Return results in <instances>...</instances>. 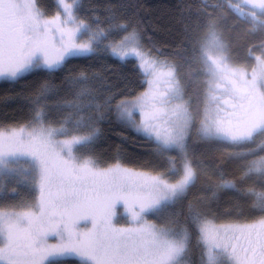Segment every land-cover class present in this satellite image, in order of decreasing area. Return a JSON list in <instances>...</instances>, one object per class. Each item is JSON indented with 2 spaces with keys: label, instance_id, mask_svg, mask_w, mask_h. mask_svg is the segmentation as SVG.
Returning <instances> with one entry per match:
<instances>
[{
  "label": "snow or ice",
  "instance_id": "6c2138e0",
  "mask_svg": "<svg viewBox=\"0 0 264 264\" xmlns=\"http://www.w3.org/2000/svg\"><path fill=\"white\" fill-rule=\"evenodd\" d=\"M150 9L0 0V264H264V0Z\"/></svg>",
  "mask_w": 264,
  "mask_h": 264
},
{
  "label": "trees",
  "instance_id": "16d2710c",
  "mask_svg": "<svg viewBox=\"0 0 264 264\" xmlns=\"http://www.w3.org/2000/svg\"><path fill=\"white\" fill-rule=\"evenodd\" d=\"M46 6L50 9V10H55V6H56V1L55 0H44ZM141 2L145 3V5H151L152 9H155L157 6L160 5H164V4H170V3H174L175 0H141ZM82 3L85 5V7H87V5L90 3V0H82ZM152 9L149 10V12L147 13V15L152 16L154 18V12L152 11ZM17 89L19 88V85H14ZM11 86L6 83L4 80H0V96H3L4 93L6 91L9 90ZM190 91H192V89H190ZM194 103L196 102V96L194 94L193 97ZM16 109V105L15 104H9L8 106H5L3 103H0V119H3L5 117V115L11 119L13 117H20L22 115L21 112H19L18 110H14ZM116 143H119V138L116 136H111L110 134V139L108 141L102 142L100 145V150L101 151H105V152H111L112 148L115 146ZM215 223H222L225 222L224 218L218 219L213 221ZM196 257L193 256L192 259H195ZM69 261V264H77V258L75 257H69L66 258Z\"/></svg>",
  "mask_w": 264,
  "mask_h": 264
},
{
  "label": "rangeland",
  "instance_id": "374dc122",
  "mask_svg": "<svg viewBox=\"0 0 264 264\" xmlns=\"http://www.w3.org/2000/svg\"><path fill=\"white\" fill-rule=\"evenodd\" d=\"M56 1V3H57V0H55ZM0 80H4L3 78H0ZM215 223V222H214ZM216 224H219V223H216Z\"/></svg>",
  "mask_w": 264,
  "mask_h": 264
}]
</instances>
